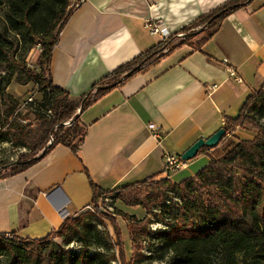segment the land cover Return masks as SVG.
Masks as SVG:
<instances>
[{
  "label": "crops",
  "instance_id": "obj_1",
  "mask_svg": "<svg viewBox=\"0 0 264 264\" xmlns=\"http://www.w3.org/2000/svg\"><path fill=\"white\" fill-rule=\"evenodd\" d=\"M230 1L85 0L52 53L53 84L77 101L161 42L145 28L147 20L159 19L175 35ZM230 67L241 83L230 76ZM14 85L8 89L13 96L34 86ZM212 86L217 89L210 91ZM261 88L264 0H250L200 50L176 49L80 112L86 135L77 154L58 145L25 172L0 179V233L34 240L55 234L90 207V181L112 191L150 178L180 183L194 177L209 164L211 152L171 176L164 174L165 154L182 156L224 128L225 119L237 117Z\"/></svg>",
  "mask_w": 264,
  "mask_h": 264
},
{
  "label": "trees",
  "instance_id": "obj_2",
  "mask_svg": "<svg viewBox=\"0 0 264 264\" xmlns=\"http://www.w3.org/2000/svg\"><path fill=\"white\" fill-rule=\"evenodd\" d=\"M4 1L0 0V7ZM73 1L76 0H17L9 16L18 28V34H15L18 39L13 41L8 30H0V68H5L4 74L0 76V143L10 140V131L16 128L10 119L19 101L8 93L13 81L23 86L32 83L42 88L40 92L43 93V101L33 104L36 106L34 115L48 126L41 140L34 139L33 142V131L30 130L32 124L16 129V134L22 139L23 145L30 148L31 154L21 156L13 164H0V179L25 172L58 145H64L77 154L86 135L85 127H80L81 123L79 125V109L81 112L86 110L109 91L146 69L154 63L151 60L155 56H162L161 60L186 45L196 51L200 50L225 18L250 0H231L218 10L201 17L181 33L173 35L166 42H160L134 61L118 68L95 84L90 94L77 101L70 99L67 91L53 84L50 72L52 53L60 34L76 11ZM199 26L201 30L192 32ZM200 35L202 38L191 44ZM177 40L179 42L176 43ZM38 45L41 49L39 72L29 69L25 64L28 53L36 51ZM165 50L167 52L160 55ZM18 52L19 57L16 56ZM5 104L8 108L2 114L1 107ZM41 110L46 114H40L38 111ZM47 112H50V116H47ZM249 114L264 119L263 88L247 98L237 117L225 119L226 135L220 144L236 128L245 125ZM70 119L72 126H64ZM7 127L10 130L6 131ZM51 136L54 142L49 144ZM211 150L203 148L198 155ZM39 152H42L41 155L36 157ZM90 185L93 192L90 207L96 209L99 198L104 195L117 197L129 207L142 206L148 209L145 199H151L152 192L162 210L173 209L175 213L172 211L170 214L169 230L155 234L173 254V264H264V129L253 140L230 142L222 157L210 156L207 166L194 177L180 183H173L167 178L158 181L150 178L112 191H105L92 181ZM136 187L151 190L141 200ZM175 200L180 204L174 206L177 202ZM88 215L102 218L96 210L94 214L86 212L77 218L67 219L55 233L63 238V244L51 240L54 234L34 240L19 238L15 233H0V264H112L115 256L98 238L100 232L95 230L98 236L94 242L86 237L89 230L84 220ZM128 227L130 239L135 244V230L132 226ZM117 237L119 259L121 264H125L120 227ZM77 239L81 243L80 248L68 249Z\"/></svg>",
  "mask_w": 264,
  "mask_h": 264
},
{
  "label": "rangeland",
  "instance_id": "obj_3",
  "mask_svg": "<svg viewBox=\"0 0 264 264\" xmlns=\"http://www.w3.org/2000/svg\"><path fill=\"white\" fill-rule=\"evenodd\" d=\"M16 1L17 0H5L4 5L0 7V30H8L9 36H11L13 41H15V39H18L15 34H18L19 31L13 21L10 19L9 15H11L14 11V4ZM199 30H201V26L197 27L192 32H198ZM181 37L187 38L184 37V35H181ZM198 41V39H194L192 40L191 44H195ZM177 42H179V40H177L176 43ZM166 52L167 51L165 50L160 55H163ZM16 56L19 57L20 52H18ZM39 57L40 52L32 50L30 53H28L25 64L29 69H33L39 72ZM160 57L162 56H155L151 61L157 62L159 61ZM4 72L5 68H0V76L3 75ZM13 83L16 85H20L16 83V81H13ZM16 85H14L13 89L16 88ZM40 90H42V88L40 89L39 87L34 85L31 86L30 89L27 90V92L24 91L25 93L22 92L19 96L12 95L19 101L17 110L10 119V122L13 121L12 124H14V127L16 128L10 131V140L6 141L5 143H1L0 164H13L17 162L21 156L31 154L30 148L25 147L20 136L16 134L17 128L19 129L20 127H25L29 124H32L30 129L31 131H33L31 142H33L34 139L39 141L44 136V132L48 128V126L47 123H44V120H38V118H35L34 114L36 113V106L33 104L32 106L30 104L24 106V102L31 96L35 97L34 99L36 100V103L42 102L43 93H41ZM21 105H23V107L20 108ZM7 108L8 106L6 104L1 107L2 114H5ZM38 112H40V114L42 115L46 114L44 110ZM47 116H50V112H47ZM80 123L81 121H79V125ZM80 127H82V123ZM263 129L264 119H260L255 115L249 114V119L244 126L236 128L233 133L228 135V138L225 142L221 143L217 148L209 151L211 152V157H222L225 154L227 145L230 142H239V140H253L261 133ZM8 130L10 129L7 127L6 131ZM26 132L30 131L26 130ZM41 153L42 152H39L36 157L41 155ZM156 180L158 181L159 179ZM149 190L151 189H148L146 187H136V191H138L137 194L140 196L141 200H144L146 194H148L147 192H150ZM154 194L155 193L152 192L151 199H145V203L148 209H144L142 206L129 207L124 205L117 197L115 198L113 196L104 195L99 198L96 205L97 209L94 206H91L83 213H79L70 219L77 218L80 215L85 214L86 212H91L92 214H94L96 210L101 214L102 218L97 217L96 215H88L87 218H85V227L87 228V230H89L86 237L89 241L94 242V240L97 239V236L99 235L98 238L100 237L102 242L106 244V246H108L111 255L115 256V258H112V264H121L119 259V248L116 246L118 241L117 232H119V227L122 230L123 236V239L121 238V242H123V248L125 251V264H173V254L169 251L166 243L158 239L155 234L162 230H169V218L171 217L170 214H172L174 210L168 208L162 210L158 205L160 202L159 200H155L156 197H154ZM176 204L180 203L177 201L175 202L174 206H177ZM128 226H132L135 230V244H133L130 239ZM172 226H174V222L172 223ZM95 230L97 232H100V234L96 235ZM82 231L84 230L82 229ZM79 237L80 236H78L77 238ZM51 240H54L58 244H63V238L59 237L57 234H54L51 237ZM80 246L81 243L77 239L68 246V249L78 250ZM93 249H95V247L92 248V250Z\"/></svg>",
  "mask_w": 264,
  "mask_h": 264
},
{
  "label": "built area",
  "instance_id": "obj_4",
  "mask_svg": "<svg viewBox=\"0 0 264 264\" xmlns=\"http://www.w3.org/2000/svg\"><path fill=\"white\" fill-rule=\"evenodd\" d=\"M84 2H85V0L73 1V7L77 9ZM145 28L148 30V32L152 36H158L160 38L161 42H165L173 36L169 32V30L167 29L165 24L156 18H151V19L147 20L146 24H145ZM36 51L37 52L41 51L39 45L36 47ZM228 70H229L230 76L232 78H234L235 81H237V83L242 82L241 78L238 76V74L234 68L230 67ZM215 89H217V86H212L210 88V91H214ZM35 103H36V100L34 99L33 96H31L24 102V106L29 105V104H35ZM21 107H23V105H21L20 108ZM80 112H81V110L79 109L78 114H80ZM72 124H73L72 119H70L64 123V126L71 127ZM151 128L153 129L154 126H151ZM53 142H54V139L51 136L49 143L52 144ZM0 147H1V143H0ZM164 160H165V162H164V174H166L168 176L176 174L178 171L185 168V166H186V162H184L181 159V156L172 155V154H165Z\"/></svg>",
  "mask_w": 264,
  "mask_h": 264
},
{
  "label": "water",
  "instance_id": "obj_5",
  "mask_svg": "<svg viewBox=\"0 0 264 264\" xmlns=\"http://www.w3.org/2000/svg\"><path fill=\"white\" fill-rule=\"evenodd\" d=\"M226 130L224 128L219 129L209 138H201L195 142L184 154L181 159L184 162L195 159L203 148L215 149L220 145L221 140L225 137Z\"/></svg>",
  "mask_w": 264,
  "mask_h": 264
},
{
  "label": "bare ground",
  "instance_id": "obj_6",
  "mask_svg": "<svg viewBox=\"0 0 264 264\" xmlns=\"http://www.w3.org/2000/svg\"><path fill=\"white\" fill-rule=\"evenodd\" d=\"M76 1H79V0H76Z\"/></svg>",
  "mask_w": 264,
  "mask_h": 264
}]
</instances>
